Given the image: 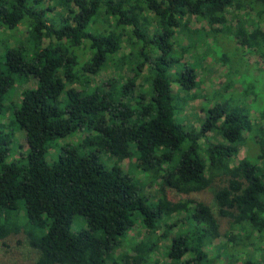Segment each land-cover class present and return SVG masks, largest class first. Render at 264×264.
<instances>
[{"label":"trees","instance_id":"1","mask_svg":"<svg viewBox=\"0 0 264 264\" xmlns=\"http://www.w3.org/2000/svg\"><path fill=\"white\" fill-rule=\"evenodd\" d=\"M191 17L198 28L186 26ZM0 51V114L10 121L8 132L0 123L2 245L23 235L37 254L31 264H213L221 254L209 252L228 238L239 264L264 263V126L250 114L264 91L245 81H264V0H0ZM206 58L223 67L226 83L200 108L196 128L180 113L196 99ZM110 65L133 77L119 73L105 92L91 77ZM29 80L35 88L11 102ZM13 128L24 131L27 151L10 160ZM80 131L88 136L78 148L59 144ZM254 146V157L238 159ZM124 160L127 173L117 166ZM153 186L156 196L143 194ZM182 212L162 246L167 232L157 236V227ZM77 218L86 229L73 232ZM137 220L147 233L126 244ZM222 221L238 234H222ZM124 243L129 251L115 255Z\"/></svg>","mask_w":264,"mask_h":264},{"label":"rangeland","instance_id":"2","mask_svg":"<svg viewBox=\"0 0 264 264\" xmlns=\"http://www.w3.org/2000/svg\"><path fill=\"white\" fill-rule=\"evenodd\" d=\"M60 9V8H58ZM255 17L254 13L251 14V18ZM187 19L184 18L183 23H186ZM186 26L191 28V29H196L198 28L200 25L196 23L195 18L191 17V19L186 23ZM207 29V28H206ZM175 36L177 37H181L183 40V46L188 44V40L186 39V37L184 35H182V31L177 30L175 33ZM47 44V41H44V45ZM16 45V44H15ZM199 53H201V50H197ZM1 52V51H0ZM125 52H127L126 48L122 49L118 55V57H121ZM193 54L195 55V51H193ZM185 59L187 60H191V55H186L184 56ZM246 60H249L250 62H260L258 56L253 53V52H248L246 54ZM260 67H262V64L260 62ZM223 67H221L220 64H217L216 62L210 61V59L206 58L201 62V66L198 67L197 69V79L200 81V85L199 87L192 91V94L196 95V99L193 100L192 102L188 103V105L183 109V111L180 113V116L183 118V124L186 125H193L196 128L200 127V122H202L204 120V116L202 113V110L200 108H202L205 103L207 102L208 98L210 99L211 96L215 95L216 93L219 94L221 93L222 87L224 85V83H226V80H224V76H223ZM121 74L122 76H124L127 79H130L133 77V74L128 72L125 68H122L121 70H118L114 65H110L108 66V68L102 70L96 77H91L94 79L95 83L97 85H99V87L102 89V86L104 87L103 91L107 92L108 88L106 86V82L109 79H116L117 80V76L118 74ZM251 75H247V77H245V81L248 84H253L255 87L257 88H261L262 91H264V81L262 82V80H260L261 82H258V84H256L254 82V79L251 78ZM120 82V81H118ZM121 82H124L121 81ZM120 82V83H121ZM140 81L137 80L136 84L139 83ZM254 82V83H253ZM105 83V84H104ZM35 82L29 80L26 83H23L21 85H16L12 96H11V102L17 103L20 101L21 96L23 94L24 91H28L31 88H35ZM73 87L78 88V85H73ZM235 91L240 93V91L242 90L241 87L235 85ZM177 87L176 85H173V92H176ZM233 90V89H232ZM228 94H231L230 92H227ZM237 94V93H236ZM216 101V100H214ZM212 101V102H214ZM252 96H250V98L247 99L246 103H250L252 102ZM257 102V101H255ZM8 102H5V105H7ZM253 108L251 110V117L252 120H255L254 122H260L262 123V125L264 126V120L261 122V120L259 119L260 116V111H262V109L264 108V99L259 100L258 103L253 104ZM6 107V106H5ZM0 123L4 125V127L6 128V132H8L10 130V121H9V112H6L4 115L0 114ZM255 126V125H253ZM215 134H209L208 138L210 140L214 139ZM13 139H14V143L11 146L12 150H11V157L9 158L10 160L12 159H16L18 158L20 155H23L26 153L27 151V143H26V139H25V133L22 130H18L16 128H13ZM88 136L87 132H82L80 131L79 133H75L72 137H67L66 139H63V141H60V145L63 144H69L71 147H77L78 145L84 140L86 139ZM251 144V142H250ZM252 146V144H251ZM256 147H253L252 151H248L249 148L247 149L246 147H241L239 149V153H238V159H243L245 157H254V153H256ZM94 150V149H93ZM79 151H81L82 153H87L89 152L88 148H83V149H79ZM47 159L50 160L52 159V156L49 155L47 156ZM102 162L107 166V167H113V164L115 165L116 162H114L113 158L109 155H103L101 157ZM131 163V161L129 160H124L120 163H117V166L119 168H121V170L124 173H127L129 171V164ZM259 166L261 168H264V163L259 162ZM135 176H139V173H135ZM155 187L153 186L150 189H146L144 190V193L147 197L152 198L155 194ZM156 196V195H155ZM200 198L207 202L208 204L211 203L212 200V196L210 191H205L204 193H202V195H199ZM170 197L173 200H178L179 198H184V196H176L175 194H171L170 193ZM176 218H179L180 220L186 218V213L182 212L179 215H173L171 216V218H169L166 222V224H164L163 222L161 224H159V227H157V230L155 231L157 236H160L164 233L167 232V236L161 240V245L163 246L164 244H168L169 240L172 236H174V234L177 233L179 226H175L174 223L175 221H177ZM79 219V218H77ZM75 219L73 221L72 224V231H80L81 229H86V225L83 219H79L77 220ZM77 220V221H76ZM170 225H172L171 227H169ZM168 226V227H167ZM236 228H232L228 225V223H226V221H222L221 222V233L224 234L225 232L227 233H233V235H237L238 232L237 230H234ZM146 230L145 228H143V226L141 225L140 221L137 220L136 224L134 226V228L132 229V231H130L129 233V237L127 238L126 244L129 240H133V241H138L142 236H144L146 234ZM220 241V242H219ZM219 241H217V243L214 244L215 249L210 251L209 254L210 258H212L214 255H216V249L218 248L219 251L218 253L221 254L220 257H216L213 259V264H230L231 261H234L230 258V255L236 254L237 252L239 254L236 255L235 261L232 262V264H239V259H241L243 257V255L239 252L240 251V247L235 246L234 242H231L230 239H225V238H221L219 239ZM6 246L2 245L0 242V261L4 264H31L32 262H34L37 258V254L35 251H33L29 245L26 242V239L23 235H18V236H11L9 237L6 241ZM125 243L123 244L122 249H118L116 250V254L115 255H119L122 252H128L129 251V246L126 245ZM260 249H262V251L264 250V239L263 241L260 242ZM251 249H253L251 246L248 247L247 251H250ZM264 252V251H263ZM262 254V252H261ZM264 254V253H263ZM156 258L160 259L162 262L166 261V258L164 257V253L162 250H158V253L155 256ZM251 257H255L254 260H257L260 262V258L253 254ZM261 257V256H260ZM262 257L264 258V255H262ZM183 260H188V257H184ZM236 262V263H235ZM264 264V263H263Z\"/></svg>","mask_w":264,"mask_h":264}]
</instances>
